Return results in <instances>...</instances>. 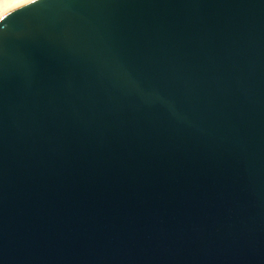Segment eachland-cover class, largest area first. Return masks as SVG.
Wrapping results in <instances>:
<instances>
[{
  "label": "water",
  "instance_id": "1",
  "mask_svg": "<svg viewBox=\"0 0 264 264\" xmlns=\"http://www.w3.org/2000/svg\"><path fill=\"white\" fill-rule=\"evenodd\" d=\"M29 7L0 21V264H264V0Z\"/></svg>",
  "mask_w": 264,
  "mask_h": 264
},
{
  "label": "snow or ice",
  "instance_id": "2",
  "mask_svg": "<svg viewBox=\"0 0 264 264\" xmlns=\"http://www.w3.org/2000/svg\"><path fill=\"white\" fill-rule=\"evenodd\" d=\"M42 3H43V0H24L23 3H20L17 6L10 8L5 13L3 18H0V21H3L5 18H8L10 16V14H12V13H20V12L31 11V8L29 7V5L38 6V5L42 4ZM18 9L20 10L19 12L17 11ZM5 32H6V30H0V37H2Z\"/></svg>",
  "mask_w": 264,
  "mask_h": 264
},
{
  "label": "bare ground",
  "instance_id": "3",
  "mask_svg": "<svg viewBox=\"0 0 264 264\" xmlns=\"http://www.w3.org/2000/svg\"><path fill=\"white\" fill-rule=\"evenodd\" d=\"M24 0H0V18H3L5 13L12 7L23 3Z\"/></svg>",
  "mask_w": 264,
  "mask_h": 264
}]
</instances>
